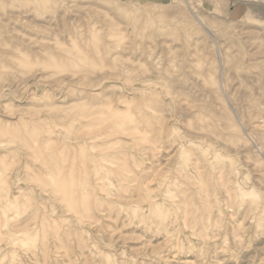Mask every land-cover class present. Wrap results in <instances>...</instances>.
I'll return each instance as SVG.
<instances>
[{
  "label": "rangeland",
  "instance_id": "obj_1",
  "mask_svg": "<svg viewBox=\"0 0 264 264\" xmlns=\"http://www.w3.org/2000/svg\"><path fill=\"white\" fill-rule=\"evenodd\" d=\"M263 77L264 0H0V264H264Z\"/></svg>",
  "mask_w": 264,
  "mask_h": 264
},
{
  "label": "bare ground",
  "instance_id": "obj_2",
  "mask_svg": "<svg viewBox=\"0 0 264 264\" xmlns=\"http://www.w3.org/2000/svg\"><path fill=\"white\" fill-rule=\"evenodd\" d=\"M196 19L199 20L197 17H196ZM199 23H201V20H199ZM3 40H4V39H3ZM262 40H263V39H262ZM1 42H3V41L1 40ZM260 45H262V44H260ZM96 51H97V50H96ZM107 61H108V60H107ZM262 61H263V60H262ZM106 63H107V62H106ZM116 66H117V65H116ZM111 67H112V66H111ZM107 68H108V67H107ZM119 69H120V68H119ZM105 73H106V72H105ZM114 73H115V72H114ZM140 74H141V73H140ZM107 75H108V74H107ZM112 75H113V74H112ZM96 76H97V75H96ZM106 77H107V76H105V78H106ZM108 77H109V76H108ZM263 78H264V77H263ZM91 79H92V78H91ZM95 79H96V78H95ZM106 79H107V78H106ZM145 81H146V80H145ZM147 81H148V80H147ZM147 81H146V82H147ZM93 82H94V81H93ZM104 82H105V81H104ZM148 83H149V82H148ZM148 83H147V84H148ZM259 83H260V82H259ZM261 83H262V82H261ZM90 85H91V84H90ZM91 86H92V85H91ZM132 90H133V89H132ZM135 90H136V89H135ZM258 90H259V89H258ZM2 92H3V91H2ZM137 92H140V91H137ZM105 93H106V92H105ZM154 93H155V92H154ZM260 93H261V92H260ZM106 96H107V95H106ZM106 96H105V97H106ZM101 97H102V96H101ZM105 97H104V98H105ZM103 100H104V99H103ZM143 101H144V100H143ZM147 102H148V101H147ZM251 104H252V103H251ZM109 113H111V112H109ZM109 113H108V114H109ZM112 113H113V112H112ZM110 116H111V115L109 114V116H107V118L110 117ZM113 116H114V114H112L111 117L113 118ZM111 117H110V118H111ZM115 117H116V116H114V118H115ZM114 118H113V119H114ZM99 120H100V119H99ZM101 120H102V119H101ZM106 120L108 121L109 119H106ZM110 120H111V119H110ZM124 120H125V119H124ZM124 120H120V123H121V121H124ZM93 121H94V120H93ZM97 121H98V120H97ZM114 121H115V120H114ZM94 122H95V121H94ZM104 122H105V119H104ZM109 122H110V121H109ZM125 122H126V121H125ZM125 122H123V123H125ZM106 123H108V122H106ZM110 123H112V122H110ZM117 123H119V120L117 121ZM117 123L115 122V123L113 124V125L116 124V127L113 128V129H115V131H117V130L119 131V128L117 129ZM123 123H122V124H123ZM90 125H91V124H90ZM107 125H108V124H107ZM247 125H249V124H247ZM108 126H109V125H108ZM121 126H122V125H121ZM162 126H163V125H162ZM249 126H250V125H249ZM103 127H105V126H103ZM91 128H92V126H91ZM93 128H94V127H93ZM93 128H92V129H93ZM123 128H124V127H123ZM251 128H253V127H251ZM105 129H106V128H105ZM108 129H109V128H108ZM111 129H112V128H111ZM116 129H117V130H116ZM120 129H122V128H120ZM256 129H257V128H256ZM107 131H108V130H107ZM118 131H117V132H118ZM120 131H121V130H120ZM102 132H103V131H102ZM110 132H111V130H110ZM112 132H113V130H112ZM112 132H111V133L108 132V133H109L110 135H112ZM105 133H106V132H105ZM127 134H128V133H127ZM107 135H108V134H107ZM103 136H104V135H103ZM138 137H139V136H138ZM103 138H104V137H103ZM133 138H134V137H133ZM140 138H141V137H140ZM105 140H106V139H105ZM135 141H136V140H135ZM33 153H34V152H33ZM35 153H36V152H35ZM35 153H34V155H35ZM126 175H127V174H126ZM128 175H129V174H128ZM128 175H127V176H128ZM117 177H118V176H117ZM119 180H120V179H119ZM119 183H120V182H119ZM166 185H167V184H166ZM170 186H171V185H170ZM149 190H150V189H149ZM64 195H65V194H64ZM166 195H167V194H166ZM93 198H94V197H93ZM156 200H157V199H156ZM68 201H69V200H68ZM144 201H145V200H144ZM149 202H150V201H149ZM85 204H86V202H85ZM88 204H89V202H88ZM90 204H91V203H90ZM82 206H83V205H82ZM84 206H85V205H84ZM84 206H83V208H84ZM88 206H89V205H87V207H88ZM151 206H152V205H151ZM89 207H90V206H89ZM78 208H79V207H78ZM78 208H76V209H78ZM94 208H95V206H94ZM249 208H250V206H249ZM86 209H87V208H86ZM158 212H159V211H158ZM245 213H246V212H245ZM156 214H157V213H156ZM154 215H155V214H154ZM158 215H159V214H158ZM245 217H246V214H245ZM157 225H159V224H157ZM41 256H43V255H41ZM33 258H34V257H33Z\"/></svg>",
  "mask_w": 264,
  "mask_h": 264
}]
</instances>
